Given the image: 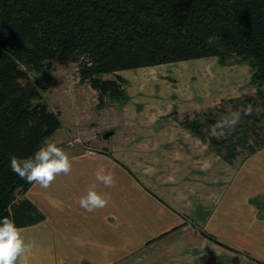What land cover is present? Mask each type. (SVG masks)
<instances>
[{
    "label": "trees",
    "instance_id": "1",
    "mask_svg": "<svg viewBox=\"0 0 264 264\" xmlns=\"http://www.w3.org/2000/svg\"><path fill=\"white\" fill-rule=\"evenodd\" d=\"M206 56L246 62L264 82V0H0V216L19 228L45 219L27 197L34 182L10 165L62 126L31 71L78 61L94 88L119 93L102 74ZM213 149L234 161L235 149Z\"/></svg>",
    "mask_w": 264,
    "mask_h": 264
},
{
    "label": "crops",
    "instance_id": "2",
    "mask_svg": "<svg viewBox=\"0 0 264 264\" xmlns=\"http://www.w3.org/2000/svg\"><path fill=\"white\" fill-rule=\"evenodd\" d=\"M134 136L129 148L147 166L106 154L117 163L111 186L86 151L47 188L34 182L27 197L45 219L19 228L28 264H264L251 255L264 253L263 238L252 239L262 219L233 186L234 164L192 133ZM93 186L109 198L89 212L79 200Z\"/></svg>",
    "mask_w": 264,
    "mask_h": 264
},
{
    "label": "rangeland",
    "instance_id": "3",
    "mask_svg": "<svg viewBox=\"0 0 264 264\" xmlns=\"http://www.w3.org/2000/svg\"><path fill=\"white\" fill-rule=\"evenodd\" d=\"M253 75L246 62L223 63L218 56H206L104 73L102 80L119 84V93H111L83 78L78 61L56 58L52 67L30 72L43 102L62 120L43 144L56 142L68 155L86 151L90 164L105 165L113 176L111 167L117 163L106 154L122 165L134 160L146 168L129 148L135 134L202 132L215 144L208 143L212 149H235L233 186L242 188L243 202L250 199L259 209L251 205V212L262 219L252 239L261 242L263 238L264 246V82ZM246 108L250 113L245 114ZM237 110L239 121L230 129L224 127L223 118ZM110 130L114 133L105 137ZM251 255L264 263V253Z\"/></svg>",
    "mask_w": 264,
    "mask_h": 264
},
{
    "label": "clouds",
    "instance_id": "4",
    "mask_svg": "<svg viewBox=\"0 0 264 264\" xmlns=\"http://www.w3.org/2000/svg\"><path fill=\"white\" fill-rule=\"evenodd\" d=\"M251 109L246 108L245 114ZM240 118V112L234 111L230 116H225L221 121L226 128H231ZM10 165L13 172L28 182H38L47 188L55 176L61 172L68 173L72 164L68 153L56 142H46L41 145L32 156L20 158L16 155L10 157ZM96 178L105 186L114 183L113 174L110 171L98 169ZM108 193L98 191L94 186L89 187L86 195L79 200L80 206L91 212L96 208H103L108 202ZM31 245L27 243L15 220L0 216V264H28V253Z\"/></svg>",
    "mask_w": 264,
    "mask_h": 264
},
{
    "label": "water",
    "instance_id": "5",
    "mask_svg": "<svg viewBox=\"0 0 264 264\" xmlns=\"http://www.w3.org/2000/svg\"><path fill=\"white\" fill-rule=\"evenodd\" d=\"M113 133H114V131H113V130H110V131L106 132V133L104 134V136H105V137H108V136L112 135Z\"/></svg>",
    "mask_w": 264,
    "mask_h": 264
}]
</instances>
